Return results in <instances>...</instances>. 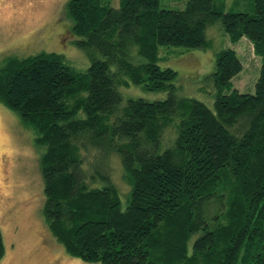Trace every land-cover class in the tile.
<instances>
[{
    "label": "trees",
    "instance_id": "obj_1",
    "mask_svg": "<svg viewBox=\"0 0 264 264\" xmlns=\"http://www.w3.org/2000/svg\"><path fill=\"white\" fill-rule=\"evenodd\" d=\"M113 3L67 5L86 73L57 53L0 67V104L44 148L50 234L89 264H264V0L251 12L227 0ZM216 23L232 44L247 39L262 66L255 92L242 93L237 52L220 50L198 89L210 108L160 63L208 49ZM132 87L166 97L125 100ZM5 253L0 227V263Z\"/></svg>",
    "mask_w": 264,
    "mask_h": 264
},
{
    "label": "rangeland",
    "instance_id": "obj_2",
    "mask_svg": "<svg viewBox=\"0 0 264 264\" xmlns=\"http://www.w3.org/2000/svg\"><path fill=\"white\" fill-rule=\"evenodd\" d=\"M69 1L0 0V67L10 57L57 53L73 70L86 73L91 60L76 45L78 38L67 15ZM113 2L118 4V0ZM253 8L254 0H227L228 11L251 12ZM206 36L210 42L208 49L178 57L165 55L160 63L178 73L182 93L213 108V98L198 89L203 78L214 71L216 54L223 48L234 49L244 66L233 80L235 88L242 93H254L262 64L252 44L247 39L232 44L219 23L209 26ZM123 95L125 100L154 101L166 97L145 93L137 87L124 90ZM35 135L16 113L0 104V227L6 247L0 264H89L69 257L46 226L40 168L44 148L35 145ZM118 183L123 182L119 179Z\"/></svg>",
    "mask_w": 264,
    "mask_h": 264
}]
</instances>
